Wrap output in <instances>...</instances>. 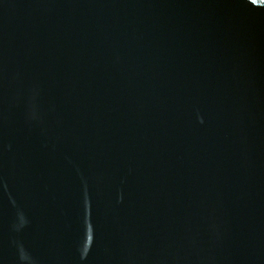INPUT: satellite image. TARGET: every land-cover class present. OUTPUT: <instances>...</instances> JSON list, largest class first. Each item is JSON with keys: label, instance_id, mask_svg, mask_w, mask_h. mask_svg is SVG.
I'll list each match as a JSON object with an SVG mask.
<instances>
[{"label": "water", "instance_id": "1", "mask_svg": "<svg viewBox=\"0 0 264 264\" xmlns=\"http://www.w3.org/2000/svg\"><path fill=\"white\" fill-rule=\"evenodd\" d=\"M0 264H264V0H0Z\"/></svg>", "mask_w": 264, "mask_h": 264}]
</instances>
